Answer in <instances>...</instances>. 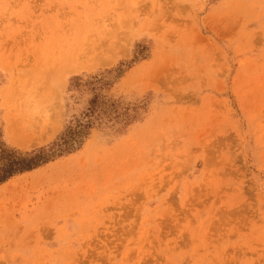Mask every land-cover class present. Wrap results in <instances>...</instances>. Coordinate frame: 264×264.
I'll return each instance as SVG.
<instances>
[{
  "label": "rangeland",
  "instance_id": "1",
  "mask_svg": "<svg viewBox=\"0 0 264 264\" xmlns=\"http://www.w3.org/2000/svg\"><path fill=\"white\" fill-rule=\"evenodd\" d=\"M1 144L0 264H264V0H0Z\"/></svg>",
  "mask_w": 264,
  "mask_h": 264
},
{
  "label": "trees",
  "instance_id": "2",
  "mask_svg": "<svg viewBox=\"0 0 264 264\" xmlns=\"http://www.w3.org/2000/svg\"><path fill=\"white\" fill-rule=\"evenodd\" d=\"M78 132L80 131L78 130ZM45 150V148H40L30 152H20L18 149H14L13 152H10L1 144L0 160L5 159L6 162H0V184L17 173L33 169L47 162L54 153L49 154ZM16 152L20 154L18 155Z\"/></svg>",
  "mask_w": 264,
  "mask_h": 264
},
{
  "label": "bare ground",
  "instance_id": "3",
  "mask_svg": "<svg viewBox=\"0 0 264 264\" xmlns=\"http://www.w3.org/2000/svg\"><path fill=\"white\" fill-rule=\"evenodd\" d=\"M81 65H82V64H81ZM84 67H85V66H84ZM71 68H73V67H71ZM71 68H70V69H71ZM78 68H79V67H78ZM53 125H54V124H53ZM30 128H31V127H30ZM17 132H18V131H17ZM15 135H16V133H15ZM50 135H51V134H50ZM15 140H16V139H15ZM21 143H22V142H21Z\"/></svg>",
  "mask_w": 264,
  "mask_h": 264
}]
</instances>
